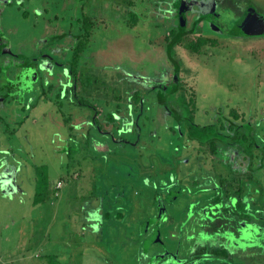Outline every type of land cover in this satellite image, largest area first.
Returning <instances> with one entry per match:
<instances>
[{"label":"rangeland","instance_id":"374dc122","mask_svg":"<svg viewBox=\"0 0 264 264\" xmlns=\"http://www.w3.org/2000/svg\"><path fill=\"white\" fill-rule=\"evenodd\" d=\"M220 1L0 0V264H264V33L237 27L240 12L264 20V0H230L237 15ZM184 5L193 33L174 46L180 89L168 95ZM201 38L212 43L187 50ZM160 95L255 148L188 139ZM235 203L243 218L223 211Z\"/></svg>","mask_w":264,"mask_h":264},{"label":"trees","instance_id":"16d2710c","mask_svg":"<svg viewBox=\"0 0 264 264\" xmlns=\"http://www.w3.org/2000/svg\"><path fill=\"white\" fill-rule=\"evenodd\" d=\"M229 1L230 0H227V2H229ZM215 3L219 9H222L223 4L220 0H215ZM231 7H233V3L229 2V6L224 7V8H231ZM232 10L235 11V14L237 13L236 12L237 8H233ZM242 13L240 12L241 15H242ZM130 20H131L130 25L135 26L137 23V18L134 14L130 15ZM91 27H92V22L86 17L83 18V21H82L83 33L81 35L77 36V43L73 49L72 60L69 63L70 74L72 75L73 78L77 77V69L79 66L80 55L82 54V52L87 47L88 39L90 37ZM191 33H193V30L186 32V31H184V28L182 30L179 28V31H177V32L171 31V33H170L171 34V40L169 42V45L167 47L166 52H167V56H168L169 60L172 63L177 64V62L175 61V58H174V51H173L174 46H176L177 44H179L181 42L182 36H186L187 34H191ZM240 33H241V30H240ZM209 43H212V42L207 40V39L201 38L196 43L190 44L189 47H187V50H189L191 53H197L202 46L207 45ZM177 66H178V64H177ZM178 68H179V66H178ZM170 88L171 89H167L166 94L173 95V94L177 93L178 90L180 89V84H178L175 87L174 84L172 83V86ZM158 100L161 103L162 102H166V103L168 102L167 99H164L161 97ZM76 101H77V99H76ZM181 102H182V104L186 103L183 96L181 97ZM78 104L80 106H86V107H90L91 109H93L94 113H95V117H94L93 121H94V123H98L97 118H96L98 115V112L96 111V108L94 106L88 105L87 103H84L81 101H79ZM168 108H169L168 112L177 120V122H179V124H184L188 139L195 140V141L199 142L200 144H209L212 151L215 149V143L218 141H221V142H224L227 144H230V143H233L234 141H237V138H235L236 133L232 137V136H228V135L221 133L219 131V129L217 128V126H214V125H207V126H203V127H199V126L195 125L193 123V118L191 115L193 113L192 111H190V114L187 117H182L179 114H177L176 110L174 108H171V106H168ZM234 118H238L236 114L234 115ZM97 127L100 130H102L99 127V125H97ZM240 142L241 143L246 142V139H245V141H244V138L240 139ZM249 149H250V146L247 145L246 150H249ZM47 187H48L47 173H46V170L42 167L41 169H37V185H36V193H35V196L33 199V204H38L40 201H42L45 198L44 196H45V192L47 190ZM235 209L238 212L241 211L240 212L241 213L240 218H243L245 216L244 208L239 203H236ZM224 210H226V208H224Z\"/></svg>","mask_w":264,"mask_h":264},{"label":"flooded vegetation","instance_id":"af4514ba","mask_svg":"<svg viewBox=\"0 0 264 264\" xmlns=\"http://www.w3.org/2000/svg\"><path fill=\"white\" fill-rule=\"evenodd\" d=\"M185 6V5H184ZM216 9L217 10H219V8L216 6ZM246 12V11H245ZM245 12H243L242 13V15H240V18H243V16L246 14ZM214 14H216V13H214ZM205 17H207V19L212 23H215V21H216V19L219 17V14H218V11H217V14L214 16H212V15H210V16H205ZM173 64V66H174V63H172ZM177 65V64H176ZM26 66L28 67V65L26 64ZM178 67V66H177ZM174 75H175V66H174ZM173 82H174V77H173ZM164 93H167V90L164 92ZM160 97H162V95H160L159 97H158V99L160 98ZM158 103L160 104V105H162L167 111L169 110V108H168V106H167V104L165 103V102H160L159 100H158ZM170 114V113H169ZM171 115V114H170ZM172 116V115H171ZM173 117V116H172ZM174 118V117H173ZM175 119V118H174ZM176 120V119H175ZM102 129V128H101ZM98 130H100V129H98ZM229 136V135H228ZM247 136H249V133L247 134V135H242V136H240V135H238V134H235V138H237V141H234L233 143H236V144H241V142H240V139H243L244 138V141H245V139H246V142L248 141V143H247V145L248 146H250V149L249 150H246V146L247 145H245V148H244V150H245V152L247 153V154H250V152L252 151V149H254L255 148V145H254V141H253V138H251L250 136V138L249 137H247ZM232 137H233V135H232ZM246 142H243L242 144H245ZM233 143H230V144H233ZM225 145H228L227 143L225 144ZM175 195H177L176 193H175ZM174 199H176V198H174ZM217 199V200H216ZM215 202L218 204V203H221V199L219 198V196H217L216 198H215ZM235 206H236V203L233 205V206H230L229 208H227V207H223V211L226 213V214H228V215H231V216H235L236 215V209H235ZM224 208H226V210H224ZM202 211V210H201ZM200 210H199V212H201ZM202 214H204V213H202ZM202 216V215H201ZM202 218V217H201ZM225 223V226H227L224 230H222V231H226V230H228V227L229 228H235L236 226H238L237 224L239 223V221L237 220V221H232V224H228L226 221L224 222ZM194 224H196V225H198V226H201L202 224H203V222L202 221H196V219H194ZM227 224V225H226ZM218 225H220V224H218ZM232 226V227H231ZM220 228L221 227H213V231H210L211 233H217V232H219V230H220ZM237 229H238V227H237ZM230 231H228V233H229ZM261 232L263 233L264 232V228L263 229H261ZM260 232V233H261ZM259 235H262V234H259ZM196 236H197V234H195V235H193L192 237H191V239L193 240L194 238H196ZM239 236V232L237 233V235H236V237H238ZM190 239V240H191ZM202 255H205V254H202ZM202 255L201 256H197L196 258H195V261H194V263H196L201 257H202ZM212 255H214L215 256V254L213 253Z\"/></svg>","mask_w":264,"mask_h":264},{"label":"water","instance_id":"95a60500","mask_svg":"<svg viewBox=\"0 0 264 264\" xmlns=\"http://www.w3.org/2000/svg\"><path fill=\"white\" fill-rule=\"evenodd\" d=\"M216 4V3H215ZM186 6H182L179 12V28L182 30L184 28V11ZM237 27L241 30L242 34H263L264 33V20L262 18L257 17L254 13L246 12L243 18L238 19ZM175 66V75H174V86L178 85V74L179 68L176 64Z\"/></svg>","mask_w":264,"mask_h":264},{"label":"built area","instance_id":"2783aa9c","mask_svg":"<svg viewBox=\"0 0 264 264\" xmlns=\"http://www.w3.org/2000/svg\"><path fill=\"white\" fill-rule=\"evenodd\" d=\"M58 186H60V184Z\"/></svg>","mask_w":264,"mask_h":264},{"label":"crops","instance_id":"0c3cea01","mask_svg":"<svg viewBox=\"0 0 264 264\" xmlns=\"http://www.w3.org/2000/svg\"><path fill=\"white\" fill-rule=\"evenodd\" d=\"M261 232V231H260Z\"/></svg>","mask_w":264,"mask_h":264}]
</instances>
